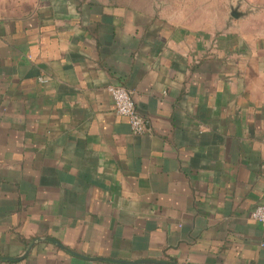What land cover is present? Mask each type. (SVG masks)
<instances>
[{
    "label": "crops",
    "instance_id": "1",
    "mask_svg": "<svg viewBox=\"0 0 264 264\" xmlns=\"http://www.w3.org/2000/svg\"><path fill=\"white\" fill-rule=\"evenodd\" d=\"M260 204L264 0H0V264H264Z\"/></svg>",
    "mask_w": 264,
    "mask_h": 264
},
{
    "label": "built area",
    "instance_id": "2",
    "mask_svg": "<svg viewBox=\"0 0 264 264\" xmlns=\"http://www.w3.org/2000/svg\"><path fill=\"white\" fill-rule=\"evenodd\" d=\"M107 90L112 98L115 114L127 120L133 134L144 133L145 121L135 106L133 92L120 84H111ZM250 218L264 224V205L255 206L250 211Z\"/></svg>",
    "mask_w": 264,
    "mask_h": 264
}]
</instances>
